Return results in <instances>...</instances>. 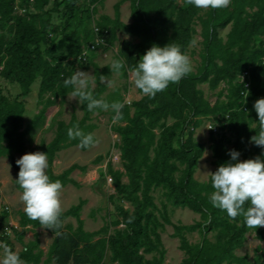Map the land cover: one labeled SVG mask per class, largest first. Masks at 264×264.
<instances>
[{
	"label": "trees",
	"instance_id": "16d2710c",
	"mask_svg": "<svg viewBox=\"0 0 264 264\" xmlns=\"http://www.w3.org/2000/svg\"><path fill=\"white\" fill-rule=\"evenodd\" d=\"M103 1L21 0L20 7L26 10L21 14L16 0H0V78L19 89L12 96L8 88L0 87V158L10 160L17 176L20 168L16 154L25 153L27 142L34 144L48 109L71 92L64 89V80L79 67L85 71L93 62L96 52L86 62L78 59L83 48L95 40L88 22ZM182 1L180 5L179 0H121L115 6V19L102 16L97 22L107 42L102 47L104 52L114 48L119 30L137 40L124 41L118 50L119 59H125L129 66L122 70L126 75L154 44L163 47L173 42L188 54L198 26L201 63L196 71L155 97L143 95L138 89L143 95L139 101L125 104L118 100L124 104L123 118L113 126V132L120 137L118 150L124 171L116 170L112 163L108 165V175L116 189L110 203L115 206L117 219L99 231L86 232L81 219L85 201L81 200L62 213L57 228H45L54 236L47 254L40 248L37 232L35 239L24 245L19 253L23 264H104L107 252L114 264H163L166 252L161 231L172 224L167 207L159 210L154 202L152 193L157 189L164 190L173 207L200 215V221L192 225H173V236L179 239L186 256L181 264H264V251L253 261L237 255L253 228L246 226L242 215L231 219L226 211L212 206L211 178L206 183L195 178L205 148L194 133L205 119L219 129L218 134L211 132L214 172L231 160L230 150L239 151L240 160L264 158V148L251 142L260 130L254 103L264 98V0H230L227 7L218 9H199ZM126 2L131 3L132 24L120 19V8ZM228 27L231 30L225 39L221 32ZM64 43L65 51L61 49ZM106 71L108 68L97 75L95 98H101L106 88L100 82ZM37 81L39 99L50 96L40 113L25 126L26 99ZM223 83L226 90L211 104L200 86L206 84L216 91ZM86 104L82 102L87 111L84 119L79 121L73 116L69 124L59 122L53 141L39 145L40 151L47 153V174L53 181L60 180L63 188L79 187L70 177L80 169L78 166L60 175L53 170L60 151L79 145L78 139H68V129L77 123L85 133L96 129V125L87 124L91 112ZM121 202L130 204L133 210ZM70 217L76 219V228L65 224ZM19 226L22 230L42 228L24 211L20 213ZM110 229L112 236L103 237ZM187 233H198L200 241L191 243ZM22 237L19 234V240ZM259 237L263 239L261 230ZM2 241L10 244L8 236ZM154 253L159 257L146 259Z\"/></svg>",
	"mask_w": 264,
	"mask_h": 264
},
{
	"label": "rangeland",
	"instance_id": "374dc122",
	"mask_svg": "<svg viewBox=\"0 0 264 264\" xmlns=\"http://www.w3.org/2000/svg\"><path fill=\"white\" fill-rule=\"evenodd\" d=\"M121 0H104L97 7V12L94 15L91 22H88L89 28L94 29L97 26V22L101 20L102 16H108L115 19L116 12L115 6ZM182 0H179V4L182 5ZM20 3L17 5L20 6ZM121 21L125 24H132V10L131 3H124L121 8ZM198 34L195 35L197 44L190 46L188 55L191 58L193 71H196L200 66V51L202 48L201 28H197ZM231 28L221 32V36L226 39ZM127 37V38H126ZM124 41H134L127 33L119 30L118 40L115 43L113 49L108 52L103 50L97 51L93 57L92 64L85 70L86 72L94 75L96 89V78L98 73L105 72L104 76L107 79L113 81L112 87H107L105 84L107 81L101 82L106 88L102 93V99L112 103V101L122 100L125 104H131L135 101H139L143 95L139 94L138 89L135 88L134 82L130 78V74L126 75L125 72L120 74H112L110 65L114 59H119L118 50L120 45ZM65 43L62 45V50L65 51ZM82 68L79 67L78 70ZM39 86L40 81L35 82L32 87L31 94L26 99V112L24 116L25 126L32 121V119L40 113L43 109L46 100L50 95H47L43 100L39 99ZM0 87L8 88L12 96H16L19 93V89L16 86L7 85L0 78ZM227 85L222 84L218 90L211 91L208 85H201L205 93L206 98L211 104H215L219 93L222 90H226ZM227 91H224V95ZM224 98H222L223 100ZM114 113L111 110L102 111L94 110L89 115L88 125H96V129L93 134L97 140V143L90 147L88 150H83L79 146L70 147L68 149L60 151L54 161L53 170L56 175L64 173L66 170L73 166H78L80 169H76L71 178L76 180L79 187L68 185L61 191V200L63 204V212L69 210L73 206H77L81 200L85 201V205L81 211V219L84 221V229L86 232H96L110 225L116 218L115 206L110 203V196L116 194L115 186L113 185L112 178L108 175V165L112 163L116 170L124 171L122 161L120 159V152L118 145L120 144V137L113 132V126L117 125L112 123ZM75 116L77 120H82L87 116V111L82 107V104L78 99H69L68 95L64 98H59L56 101L55 106L51 107L47 111L46 120L41 128L40 132L35 137L34 144L26 143V151L23 154H16L17 160L27 153L41 152L39 145L41 142L49 144L53 141L57 133V127L59 122H65L69 124ZM204 126L215 127L213 122L208 119L203 120L202 125L195 133L196 140L201 143L205 152L203 157L199 161L195 178L200 183H206L210 179V175L205 177L204 173H213L215 166L213 165L214 158L211 150V129L203 128ZM203 128V129H202ZM202 129V130H201ZM215 133V131H213ZM215 133V134H218ZM102 158L101 161H97ZM16 179H18L17 173L12 168L10 160L7 157L0 158V243L3 235H8L10 244L8 245L13 251L18 254L23 251L24 245L35 239V233L39 235L40 248L45 254L48 253L49 248L53 242L54 236L47 231L44 227L40 229L22 230L19 226L20 213L24 211V204L20 200L22 191L16 185ZM127 182V179H124ZM152 196L154 202L159 210L164 209V205L167 207V213L172 225H165V228L161 231V238L165 254V260L163 264H181L185 259V253L180 249V241L175 238L173 225L189 226L197 221H200V215L192 212L189 209L175 208L167 200L164 190L157 189L153 191ZM127 209L133 210V207L127 203H120ZM8 208V210H7ZM5 211L7 213H5ZM159 215L158 212H156ZM65 224H71L75 228L77 227V221L75 218L70 217L65 221ZM259 230L262 232L263 239L259 237ZM113 230L110 229L107 234H103V237H110L113 234ZM19 234H22V240H19ZM187 238L193 244L200 241V235L198 233H187ZM97 239H95L96 241ZM3 244H5L3 242ZM259 248L261 249L260 251ZM2 251V250H0ZM258 251V252H257ZM264 251V227L253 228L247 234V241L243 248L237 250L238 256H248L250 261H253L256 255H261ZM154 257H159L158 254L146 256L147 260H153ZM46 257H44V260ZM104 264H114L111 261V254L107 252Z\"/></svg>",
	"mask_w": 264,
	"mask_h": 264
},
{
	"label": "clouds",
	"instance_id": "9594fccd",
	"mask_svg": "<svg viewBox=\"0 0 264 264\" xmlns=\"http://www.w3.org/2000/svg\"><path fill=\"white\" fill-rule=\"evenodd\" d=\"M187 3L199 9H218L229 5L230 0H187ZM127 38V37H126ZM197 44L196 38L190 41L191 46ZM129 67L123 58L114 59L110 65L112 74H120ZM130 78L135 88L143 95L155 97L163 92L170 84L178 83L193 71L189 55L181 46L169 43L163 47L154 44L142 55L135 67L129 68ZM94 75L86 71L76 70L64 80V89H71L68 98L86 101L89 112L94 110H111L114 115L112 123L116 124L123 118L124 104L115 101L109 103L102 98H95L93 88ZM107 81V87H112L113 81L101 75L100 82ZM254 110L258 114L260 130L251 137V142L264 148V98L254 103ZM203 128L212 129L204 126ZM202 128V129H203ZM201 129V130H202ZM69 140L78 139L80 148H90L97 143L93 133H85L77 123L68 129ZM231 160L221 164L210 175L212 193L209 196L214 208L226 211L231 219L244 217V223L249 228L264 227V158L240 160L241 153L230 150ZM20 168L16 183L22 189L20 200L24 204V212L31 220L39 221L44 228L55 229L60 225L63 213L60 180H51L46 170L49 167L47 153H27L17 160ZM248 207L245 208V204ZM0 264H23L19 254L7 244L0 243Z\"/></svg>",
	"mask_w": 264,
	"mask_h": 264
},
{
	"label": "built area",
	"instance_id": "2783aa9c",
	"mask_svg": "<svg viewBox=\"0 0 264 264\" xmlns=\"http://www.w3.org/2000/svg\"><path fill=\"white\" fill-rule=\"evenodd\" d=\"M20 2H21V0H16V3H20ZM17 10H19V12L21 14L26 13V10L22 9L19 5H17ZM94 32H95V40L93 42L89 43V45L87 47L83 48V52L78 59L80 62H86L92 53L100 51V50H102V47L107 46V42H106L105 37H102V35L100 34V29L95 27ZM107 33H108V31L104 32L105 35ZM246 88L247 89L250 88V83L246 84ZM211 128H212L211 130L215 131V133H218V130L215 127L211 126ZM7 210H8V208H7ZM4 236H8V235L5 234V235H3V237ZM1 243H3V242H1Z\"/></svg>",
	"mask_w": 264,
	"mask_h": 264
}]
</instances>
